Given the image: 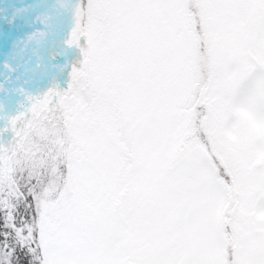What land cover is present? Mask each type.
Returning a JSON list of instances; mask_svg holds the SVG:
<instances>
[{
  "label": "snow or ice",
  "instance_id": "6c2138e0",
  "mask_svg": "<svg viewBox=\"0 0 264 264\" xmlns=\"http://www.w3.org/2000/svg\"><path fill=\"white\" fill-rule=\"evenodd\" d=\"M0 264H264V0H0Z\"/></svg>",
  "mask_w": 264,
  "mask_h": 264
}]
</instances>
